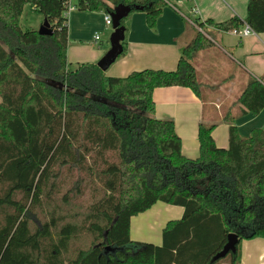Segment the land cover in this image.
Returning <instances> with one entry per match:
<instances>
[{"label":"trees","instance_id":"trees-1","mask_svg":"<svg viewBox=\"0 0 264 264\" xmlns=\"http://www.w3.org/2000/svg\"><path fill=\"white\" fill-rule=\"evenodd\" d=\"M179 1L79 5L109 15L119 5L139 6L131 14H146L155 30ZM27 5L52 35L22 30ZM63 11L60 0H0V264H219L224 259L212 260L230 234L240 242L225 260L241 264L242 242L264 238V128L242 136L231 125L221 149L215 126L201 124L199 157L189 159L174 121L155 117L157 89L188 88L203 99L193 61L213 42L198 31L173 72L107 77L94 63L70 68ZM196 24L205 33L206 25L226 33L248 25L264 34V0H249L245 20ZM236 105L242 117L259 115L264 84L252 78ZM158 202L183 208V217L167 224L161 246L133 242L132 218Z\"/></svg>","mask_w":264,"mask_h":264},{"label":"crops","instance_id":"crops-1","mask_svg":"<svg viewBox=\"0 0 264 264\" xmlns=\"http://www.w3.org/2000/svg\"><path fill=\"white\" fill-rule=\"evenodd\" d=\"M248 3L249 0L173 2L164 9L155 30L148 27L146 14L129 15L124 25L125 55L105 72L106 76L125 78L133 72L145 70L176 71L182 48L198 32L191 21L220 24L234 17L245 20ZM195 8L197 15L193 13ZM205 31L207 33L203 31V34L214 46L199 53L193 61L201 81L206 85L203 99L183 87L161 88L154 92L155 117L174 121L182 141V153L189 159L199 157L201 124L215 126L212 136L221 149L229 147L231 125H235L242 136H248L254 129L264 128V111L259 115L242 117V107L236 105L238 96L252 78L264 84V34L241 38L235 31L226 33L208 25ZM109 49L110 45L94 50L74 43L68 49V62L72 69L78 64H97ZM211 60L212 63L207 65ZM227 115L236 116V121H224ZM183 214L181 207L158 202L146 213L132 218V241L161 246L167 224L180 220ZM241 264H264V238L242 242Z\"/></svg>","mask_w":264,"mask_h":264},{"label":"rangeland","instance_id":"rangeland-1","mask_svg":"<svg viewBox=\"0 0 264 264\" xmlns=\"http://www.w3.org/2000/svg\"><path fill=\"white\" fill-rule=\"evenodd\" d=\"M104 15L105 13L103 12L76 11L71 13L68 17V26L71 34L69 47L77 43L85 48L97 50L103 46L110 45V37L114 30L112 26H105ZM44 21L45 18L39 10L31 5H27L20 24L23 31H39ZM97 35H99L102 41H94V37ZM211 63L212 60L206 64L210 65ZM70 68L72 69V66ZM219 264H229V260H225L224 258Z\"/></svg>","mask_w":264,"mask_h":264},{"label":"water","instance_id":"water-1","mask_svg":"<svg viewBox=\"0 0 264 264\" xmlns=\"http://www.w3.org/2000/svg\"><path fill=\"white\" fill-rule=\"evenodd\" d=\"M143 10V8L136 6H126L119 5L115 8L113 12L110 13L112 19L113 33L110 37V49L102 57V59L97 63L99 69L103 72L109 70V68L115 64L118 58L123 54L125 42L126 28L122 25V21L125 20L129 15H131L133 10ZM42 36H50L53 34L51 26L47 20L44 21L42 27L38 31ZM240 242L239 236L237 234H230L228 236L227 244L224 246L223 250L218 253L214 258L213 262L219 261L226 258L229 254H235L237 252V247ZM110 250V248L108 249Z\"/></svg>","mask_w":264,"mask_h":264},{"label":"built area","instance_id":"built-area-1","mask_svg":"<svg viewBox=\"0 0 264 264\" xmlns=\"http://www.w3.org/2000/svg\"><path fill=\"white\" fill-rule=\"evenodd\" d=\"M60 1L62 2L63 8H64L63 17L68 19L71 13L80 11V5H79L80 0H60ZM184 1L193 2L194 0H183L179 2H184ZM168 5H172V3H169ZM193 13L195 15L198 14V11L196 8L193 9ZM191 23L193 24L194 27L197 28L199 32L203 33V30L199 28L198 25L196 24V20L191 21ZM104 24L106 27H111L113 25L111 16L109 14L104 15ZM235 34H237L241 38L248 37L250 35H256V33L248 25H245L240 31H235ZM95 41H100L99 35L95 37Z\"/></svg>","mask_w":264,"mask_h":264}]
</instances>
